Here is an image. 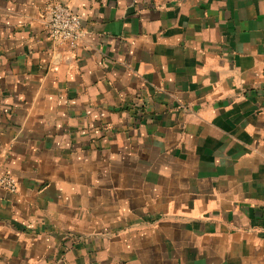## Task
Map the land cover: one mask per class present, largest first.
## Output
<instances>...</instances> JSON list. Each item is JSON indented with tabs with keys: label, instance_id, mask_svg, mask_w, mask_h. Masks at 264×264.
Returning a JSON list of instances; mask_svg holds the SVG:
<instances>
[{
	"label": "crops",
	"instance_id": "1",
	"mask_svg": "<svg viewBox=\"0 0 264 264\" xmlns=\"http://www.w3.org/2000/svg\"><path fill=\"white\" fill-rule=\"evenodd\" d=\"M2 175L0 264H264V0H0Z\"/></svg>",
	"mask_w": 264,
	"mask_h": 264
},
{
	"label": "built area",
	"instance_id": "2",
	"mask_svg": "<svg viewBox=\"0 0 264 264\" xmlns=\"http://www.w3.org/2000/svg\"><path fill=\"white\" fill-rule=\"evenodd\" d=\"M46 31L53 42L65 43L75 48L82 39L81 18L70 7L58 2H49L45 7ZM0 188L16 193L19 181L11 175L0 176Z\"/></svg>",
	"mask_w": 264,
	"mask_h": 264
}]
</instances>
